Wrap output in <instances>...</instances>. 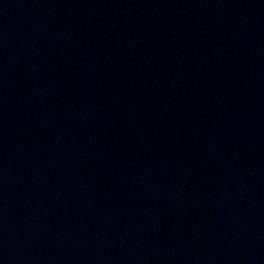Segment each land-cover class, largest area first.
<instances>
[{
	"label": "water",
	"instance_id": "95a60500",
	"mask_svg": "<svg viewBox=\"0 0 264 264\" xmlns=\"http://www.w3.org/2000/svg\"><path fill=\"white\" fill-rule=\"evenodd\" d=\"M0 264H264V0H0Z\"/></svg>",
	"mask_w": 264,
	"mask_h": 264
}]
</instances>
